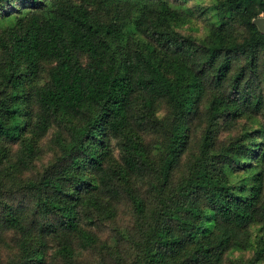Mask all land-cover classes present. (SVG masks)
I'll use <instances>...</instances> for the list:
<instances>
[{"label": "trees", "instance_id": "obj_1", "mask_svg": "<svg viewBox=\"0 0 264 264\" xmlns=\"http://www.w3.org/2000/svg\"><path fill=\"white\" fill-rule=\"evenodd\" d=\"M213 11L198 39L169 0H0V264H264V124L215 146L264 119V0Z\"/></svg>", "mask_w": 264, "mask_h": 264}, {"label": "rangeland", "instance_id": "obj_2", "mask_svg": "<svg viewBox=\"0 0 264 264\" xmlns=\"http://www.w3.org/2000/svg\"><path fill=\"white\" fill-rule=\"evenodd\" d=\"M175 4H180L184 7V9L191 10L193 15L188 19L187 23L180 24L177 30L183 35H191L198 39L204 38L208 32L212 29L213 25L216 22L215 12L213 11V6L221 1V0H169ZM258 18H264L263 15H260ZM257 18V19H258ZM168 106L164 103L160 104L157 109V118L159 120L165 118L168 114ZM258 124H264V119L254 120H240L237 125L232 129H227L225 127H220L215 136V146L220 147L224 144L231 142L232 140L241 138V136L248 132L249 130H254L258 128ZM203 125L194 124L191 135H190V148L188 153L186 154V158L189 157V154L195 150L197 143L200 138V132L203 129ZM52 137V132L40 142V147L43 151V155L35 162V170L32 174L35 175L37 172L41 171L49 162H51L54 158L55 152L52 147L50 140ZM152 144L156 143L157 140L155 138H151L148 141ZM184 161H182L183 164ZM183 172L182 168L177 172L176 176L178 177ZM30 177V175H27ZM238 176L232 177L233 180H236ZM139 185V184H138ZM140 186V185H139ZM136 189L138 186H133ZM134 210L130 206V204H123L117 209L116 217L113 221H109L105 225V233L102 234L103 239L108 235H111V230H116L121 232V234H125V230H128L132 226V222L134 221ZM6 241H8L6 239ZM105 241V240H103ZM108 244H112L111 239H107ZM256 244L253 243L252 247L245 251H232L227 253L224 256L223 264H232L234 262H245L253 257L255 252ZM0 256L2 259L7 257H11V252H9L4 245L0 243ZM83 261H90L91 254H86ZM5 262V261H4Z\"/></svg>", "mask_w": 264, "mask_h": 264}, {"label": "water", "instance_id": "obj_3", "mask_svg": "<svg viewBox=\"0 0 264 264\" xmlns=\"http://www.w3.org/2000/svg\"><path fill=\"white\" fill-rule=\"evenodd\" d=\"M253 23L261 33H264V18H258Z\"/></svg>", "mask_w": 264, "mask_h": 264}]
</instances>
